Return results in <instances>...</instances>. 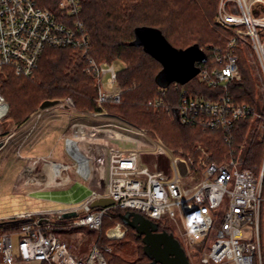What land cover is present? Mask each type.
I'll return each mask as SVG.
<instances>
[{
	"label": "built area",
	"instance_id": "2783aa9c",
	"mask_svg": "<svg viewBox=\"0 0 264 264\" xmlns=\"http://www.w3.org/2000/svg\"><path fill=\"white\" fill-rule=\"evenodd\" d=\"M59 9L68 23L35 0H0V72L31 78L48 49H74L87 58L85 72L96 82L98 110H78L71 98H64L39 108L22 128L30 127L31 136L41 120L57 109L88 120L74 122L49 156L25 158L31 161L33 176L43 166L40 178L45 183L65 185L75 175L88 192L67 209L14 216L27 222L12 233L0 234V264H108L107 246L96 244L89 255L79 257L55 231L87 227L101 232L112 208L175 224L179 231L173 234L191 264L193 260L264 264V160L258 170L247 167L234 149L227 161L216 164L202 146L193 151L171 149L174 158H169L157 134L107 110L122 102L118 79L122 69L115 61L98 63L88 57L90 36L80 18L82 0H61ZM215 22L229 36L223 46L203 50L207 61L196 64V78L220 93L209 98L183 92L173 110L184 126L223 133L228 146H233L241 122L256 124L264 139V0H220ZM248 52L260 70L262 90L254 106L238 102L230 90L241 81V54ZM160 90L161 95L148 102L149 108L163 107L166 89ZM9 111L0 91V123ZM113 142L131 143L133 148L120 149ZM150 159L165 160L164 167L153 169ZM46 168L55 174L44 173ZM100 199H111L114 206L93 207ZM127 231V226L115 222L105 238L118 241Z\"/></svg>",
	"mask_w": 264,
	"mask_h": 264
},
{
	"label": "trees",
	"instance_id": "16d2710c",
	"mask_svg": "<svg viewBox=\"0 0 264 264\" xmlns=\"http://www.w3.org/2000/svg\"><path fill=\"white\" fill-rule=\"evenodd\" d=\"M37 5L50 11L61 21L68 23L59 9L61 0H35ZM220 0H82L81 20L90 36L88 57L98 63L120 60L125 63L118 75L123 89L122 102L107 106V110L119 114L142 128L154 129L169 143L167 135L159 127L166 123L178 131L179 137L190 141L196 139L204 146L210 161L225 162V157L248 141L245 152L247 167L255 168L263 156V143L258 135L247 138L249 122L237 125L233 146H228L221 132L203 131L200 128L182 125L173 110L182 98V93L201 94L213 98L219 90H212L196 81L187 85L170 84L163 96L164 105L158 110L148 107V102L161 95L157 77L163 71L160 61L150 56L142 46H135L136 30L143 27L161 31L167 41L178 50L198 45L207 51L211 46H223V30L215 22ZM87 58L74 49H48L43 54L38 69L31 78L16 77L12 72L0 74V91L10 111L7 117L18 126L23 125L44 102L71 98L78 110L97 111V86L92 76L85 72ZM241 81L231 86V94L238 102L256 105L259 94L257 79L241 54ZM196 80V79H195ZM250 140V141H249ZM245 144L244 146H246ZM238 153V149L236 150ZM129 211L112 208L108 218L124 224L121 216ZM27 220L12 219L0 222V234L12 233ZM68 220L64 225L68 224ZM159 232L173 234L162 223L154 222ZM125 225V224H124ZM126 226V225H125ZM128 227V226H127ZM111 228V227H110ZM131 229V228H130ZM74 231V228L70 229ZM134 240L136 258L127 259L120 251L105 252L108 264H152L144 252L142 237L136 231ZM102 238L99 239V243ZM138 246H137V245Z\"/></svg>",
	"mask_w": 264,
	"mask_h": 264
},
{
	"label": "rangeland",
	"instance_id": "374dc122",
	"mask_svg": "<svg viewBox=\"0 0 264 264\" xmlns=\"http://www.w3.org/2000/svg\"><path fill=\"white\" fill-rule=\"evenodd\" d=\"M221 36L228 37L229 32L223 31L221 32ZM245 59L254 72L257 79V89L259 94H261V81L258 77L260 73L259 65L257 61L250 56L249 52L247 56H245ZM114 61L117 62V68L123 70L125 63L123 64L120 60ZM0 74L5 76L8 73L2 71ZM195 79L193 81L200 84L198 79ZM76 121L89 122L79 115H73L59 109L52 110L41 120L31 136L28 135L30 127L23 129V125L18 126L10 115L0 123V145H2L0 148V222L10 221L14 219V216L25 213L38 214L67 209L71 206L70 203L78 202L88 192L85 183H78L79 180L75 175L71 176L73 181L65 185H58L57 183L50 182L45 183L43 179L40 178L43 167L41 165L36 168V176H30L28 168L31 165V161L22 159V157L38 158L49 156L51 151L56 148L61 138L69 132L71 125ZM159 127L167 135L170 141L169 143L164 142L162 137L154 129H147L160 137L166 145L168 157L171 159L174 158V155L170 153L171 149L193 151L197 146H202L204 148L196 139L187 141L179 137L178 131L171 128L166 123H161ZM40 130L42 137L40 139L41 141L37 142L38 139L35 138V135L39 133ZM247 132L246 139H248V137L250 138V135H258L259 141L263 143L264 147L262 132L256 124H250ZM12 134H14V136L9 139L8 136L10 137ZM24 142L26 144V147H24L25 149H35L33 151L22 149L20 146ZM5 143L6 145H4ZM36 143L38 144L35 147ZM112 144L124 150L133 148L131 143L113 142ZM245 144L247 145L244 146ZM248 145L247 141L236 148L238 149L237 155L240 154L239 156H242L245 165L244 158L247 150L246 148L249 147ZM199 154L201 156V153ZM199 158L200 157H196L198 162ZM228 159L229 157L226 156L225 161ZM263 160L264 150L259 164L255 166L257 170ZM148 162L153 166V169L162 168L165 164V160L162 159H150ZM115 222L117 221L108 218L101 232L91 231L87 227L76 228L74 231L70 229H58L55 232L60 241L79 257H86L89 255L94 246L98 244L99 246H107L109 249L107 252L109 253L111 251H120L127 259H135V243L133 242L135 232L132 229L128 227L125 237L121 240L110 241L105 238V232L112 227ZM162 225L173 233L177 234L179 231L178 227L168 220L164 221ZM100 238H102V240L99 243ZM14 245H16L15 239ZM193 262L197 264L195 260H193Z\"/></svg>",
	"mask_w": 264,
	"mask_h": 264
},
{
	"label": "water",
	"instance_id": "95a60500",
	"mask_svg": "<svg viewBox=\"0 0 264 264\" xmlns=\"http://www.w3.org/2000/svg\"><path fill=\"white\" fill-rule=\"evenodd\" d=\"M134 45L142 46L150 56L163 65V71L157 77L159 87L162 89L173 83L183 86L190 83L199 74L196 64L207 61V55L198 45L178 50L155 28L137 29ZM56 103L57 101H46L40 108L54 106ZM113 206L114 202L111 199H100L93 204V207L100 208ZM121 218L126 226L136 231L138 237H142L145 255L152 260V264H191L174 234L159 232L156 223L135 212H128Z\"/></svg>",
	"mask_w": 264,
	"mask_h": 264
},
{
	"label": "crops",
	"instance_id": "0c3cea01",
	"mask_svg": "<svg viewBox=\"0 0 264 264\" xmlns=\"http://www.w3.org/2000/svg\"><path fill=\"white\" fill-rule=\"evenodd\" d=\"M41 137H42V136H41V130H40L39 133H36V135H35V138H37V139L39 140V141L37 140V142H40V141H41V140H40ZM8 138L11 139L12 137L10 138V137L8 136ZM35 142H36V141H35ZM37 144H38V143H36L35 147L37 146ZM4 145H6V143H5ZM20 147H21L22 149H23L24 147H26L25 142L22 143V145H21ZM24 149H25V148H24ZM34 149H35V148H34ZM34 149H31V150L25 149V150H26V151H33ZM23 158H24V157H23ZM23 158H22V159H23ZM24 159H25V158H24Z\"/></svg>",
	"mask_w": 264,
	"mask_h": 264
},
{
	"label": "bare ground",
	"instance_id": "6f19581e",
	"mask_svg": "<svg viewBox=\"0 0 264 264\" xmlns=\"http://www.w3.org/2000/svg\"><path fill=\"white\" fill-rule=\"evenodd\" d=\"M28 170H29V175L31 176L33 174L34 170L32 167H29ZM44 173H46V174L49 173V175H54L55 171L51 168H46V172H44Z\"/></svg>",
	"mask_w": 264,
	"mask_h": 264
}]
</instances>
